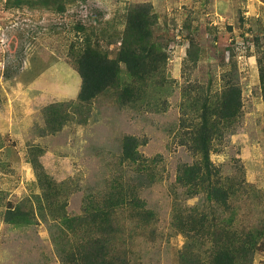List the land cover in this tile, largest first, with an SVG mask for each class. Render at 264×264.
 <instances>
[{
    "label": "rangeland",
    "instance_id": "obj_1",
    "mask_svg": "<svg viewBox=\"0 0 264 264\" xmlns=\"http://www.w3.org/2000/svg\"><path fill=\"white\" fill-rule=\"evenodd\" d=\"M124 47L150 68L119 63L83 100L85 49ZM229 85L240 110L210 141L208 175L184 182L185 167L205 171L191 138ZM221 251L264 264V0H0V264Z\"/></svg>",
    "mask_w": 264,
    "mask_h": 264
},
{
    "label": "trees",
    "instance_id": "obj_2",
    "mask_svg": "<svg viewBox=\"0 0 264 264\" xmlns=\"http://www.w3.org/2000/svg\"><path fill=\"white\" fill-rule=\"evenodd\" d=\"M131 37V36H130ZM132 39V38H131ZM124 42H128L129 39L125 38ZM146 54L142 57L137 53L136 49L125 50V47L119 52V56L116 60L108 59L100 54L85 49L82 56L79 59V73L82 79L81 98L83 100L91 99L98 93L109 87L114 83L119 73V63L126 65L127 71L131 74H138L140 71L150 68L143 62ZM241 98L240 89L236 85L226 86L220 102L211 109L210 116H204L202 120V126L196 129L191 138L192 150L197 154L203 156L205 165L204 170L196 165L185 167L183 173L184 182H190L192 176L196 173H200L202 176H207L209 172V146L213 136L220 134L219 125L232 121L240 110ZM212 126V127H209ZM131 141V140H130ZM126 145L124 154L127 157L131 156L133 151L131 143ZM194 153V154H195ZM205 172V175L203 174ZM211 195L220 203H224L227 199V193L225 190L219 187H213ZM96 259V257H94ZM231 258L228 253L221 251L217 255L215 264H229ZM90 264H97V260H92ZM102 264V263H101Z\"/></svg>",
    "mask_w": 264,
    "mask_h": 264
}]
</instances>
